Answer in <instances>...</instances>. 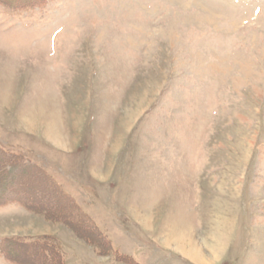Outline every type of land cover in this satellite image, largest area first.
<instances>
[{
	"label": "rangeland",
	"instance_id": "1",
	"mask_svg": "<svg viewBox=\"0 0 264 264\" xmlns=\"http://www.w3.org/2000/svg\"><path fill=\"white\" fill-rule=\"evenodd\" d=\"M0 199V264H264V0H0Z\"/></svg>",
	"mask_w": 264,
	"mask_h": 264
},
{
	"label": "trees",
	"instance_id": "2",
	"mask_svg": "<svg viewBox=\"0 0 264 264\" xmlns=\"http://www.w3.org/2000/svg\"><path fill=\"white\" fill-rule=\"evenodd\" d=\"M39 1H40V0H39ZM28 4H31V2H29ZM2 200H4V199H2ZM2 200L0 199V203H3V202L5 201V200H4V201L2 202ZM25 206H27V204H24V207H25ZM10 259H11L12 261L15 260V259H12V258H10ZM16 263H17V261H16Z\"/></svg>",
	"mask_w": 264,
	"mask_h": 264
}]
</instances>
